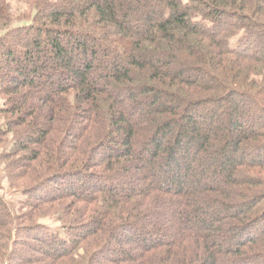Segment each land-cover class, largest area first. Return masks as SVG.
Wrapping results in <instances>:
<instances>
[{
	"label": "trees",
	"instance_id": "16d2710c",
	"mask_svg": "<svg viewBox=\"0 0 264 264\" xmlns=\"http://www.w3.org/2000/svg\"><path fill=\"white\" fill-rule=\"evenodd\" d=\"M22 1L0 264H264V0Z\"/></svg>",
	"mask_w": 264,
	"mask_h": 264
},
{
	"label": "rangeland",
	"instance_id": "374dc122",
	"mask_svg": "<svg viewBox=\"0 0 264 264\" xmlns=\"http://www.w3.org/2000/svg\"><path fill=\"white\" fill-rule=\"evenodd\" d=\"M8 2L10 3V6L13 9V13L16 14L17 16H21L23 13H26L28 10V7L26 6V4L23 3L22 0H8ZM0 104H1V102H0ZM3 124H4V120H1L0 126H2ZM0 193H1V195L7 196L9 199L12 196V192H10L8 190V187L5 184H4L3 191H1ZM45 224L52 225V227L54 229L58 228V225H59V223H57V222H51L48 220H45Z\"/></svg>",
	"mask_w": 264,
	"mask_h": 264
}]
</instances>
